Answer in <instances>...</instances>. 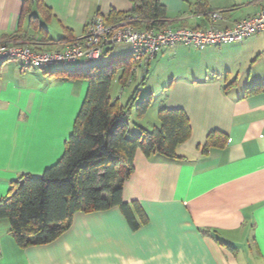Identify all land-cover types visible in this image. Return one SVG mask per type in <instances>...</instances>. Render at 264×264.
Returning a JSON list of instances; mask_svg holds the SVG:
<instances>
[{"label":"crops","instance_id":"1","mask_svg":"<svg viewBox=\"0 0 264 264\" xmlns=\"http://www.w3.org/2000/svg\"><path fill=\"white\" fill-rule=\"evenodd\" d=\"M159 1L172 28H230L264 9V0ZM45 3L53 16L42 21L43 31L22 15L23 0H0V42L60 50L81 38L97 15L114 20L134 8L132 0ZM215 11L224 16L212 22ZM124 44L128 49L120 56L132 52L131 44ZM151 68L163 71L156 84L161 99L151 109L152 91L145 116L133 110L130 117L139 123L128 137L139 127L159 126L161 108L183 109L191 135L178 146V158L136 152L123 196L140 205L147 221L134 230L118 206L79 211L54 241L22 247L3 218L0 264H264V32L204 50L164 47L148 71H141L139 83L146 87L156 82H147ZM27 69L18 61L0 66V199L22 174L41 175L62 158L89 86L75 78L60 81L49 69ZM251 88L259 89L246 94ZM213 131L222 133L225 143L204 150Z\"/></svg>","mask_w":264,"mask_h":264},{"label":"trees","instance_id":"2","mask_svg":"<svg viewBox=\"0 0 264 264\" xmlns=\"http://www.w3.org/2000/svg\"><path fill=\"white\" fill-rule=\"evenodd\" d=\"M132 1L134 8L126 15L136 17L135 26L167 27L166 8L159 0ZM22 15L29 18L34 29L46 31L42 21L49 20L53 13L45 0H23ZM134 65L131 52L114 57L108 65L93 66L87 72H48H62L64 78H82L89 86L62 158L41 175L22 174L11 182L8 194L0 199V219L10 221L11 233L20 246L54 241L69 228L79 211L97 212L118 206L134 230L147 221L140 205L127 202L123 196V184L134 170L136 152L178 158L177 148L190 138L191 126L183 109L161 108L159 126L139 127L137 135L128 137L130 115L135 109L137 117L145 116L152 95L138 101V87L123 105L119 99L112 100L110 91L119 70L123 86L127 85ZM258 89L251 88L246 94ZM224 143V135L213 131L204 150Z\"/></svg>","mask_w":264,"mask_h":264},{"label":"built area","instance_id":"3","mask_svg":"<svg viewBox=\"0 0 264 264\" xmlns=\"http://www.w3.org/2000/svg\"><path fill=\"white\" fill-rule=\"evenodd\" d=\"M223 16V12L215 11L211 20L214 22L223 19ZM136 21V17L132 15L114 20L97 15L81 38L70 41L65 48L55 51L44 50L22 41L0 42V66L8 61H18L23 68L43 71L67 67L77 64L79 59L98 60L108 47L125 42L131 44L135 60L130 81L139 68L147 72L151 61L164 47L183 44L204 50L210 46L241 42L252 35L263 33L264 9L252 17L236 22L230 28H218L215 25L209 28H138L135 26Z\"/></svg>","mask_w":264,"mask_h":264},{"label":"rangeland","instance_id":"4","mask_svg":"<svg viewBox=\"0 0 264 264\" xmlns=\"http://www.w3.org/2000/svg\"><path fill=\"white\" fill-rule=\"evenodd\" d=\"M109 48V50H108ZM105 51V54H103V56L98 59V60H93V61H85L83 59H79V61L77 62V64H73L71 66H67V68H58V69H54L55 71H64V70H67V71H82V72H87L89 71L93 66H104V65H108L109 62L111 61V59H113L114 57L116 56H120V54H126L124 50H127L128 47L126 48L125 47V44L124 43H117V44H114L113 46H110L108 47ZM123 52V53H121ZM121 56H124V55H121ZM27 70H33V71H38L40 73L43 72V70L41 69H27ZM53 68L49 69L50 72H54ZM143 72L142 69H138L137 72H135V75L137 76L135 80H133V82H130L129 84H127L126 86L122 87L119 83H118V77L121 73V71L119 70L116 74H115V79L113 80V83H112V86H111V95L113 96V98H117L119 97L120 98V101L122 103H127L129 97L131 96V92L138 87V83L140 82L139 78L141 76V73ZM163 74V71L162 69L158 68V70L155 72L154 68H151L149 70V74L148 75H145L147 76L148 80V84L151 82H155V84H150V85H147V87L145 86V83L144 81H141V83H139V86H140V93H139V97H138V101L142 100L147 94H149L150 92H155V98H154V103L151 107V109L154 108V105H157V102L155 101H159L160 102V99H161V92H157L156 91V84H158V80L160 77V75L162 76ZM56 75V78H60L59 80L62 81V72L61 73H57ZM57 78V79H58ZM55 79V78H54ZM84 79H78V78H75L74 80L72 81H82ZM151 86V87H150ZM150 112L149 113H152V110H149ZM152 115V114H150ZM147 121H148V124L150 122H152V116H149L147 117ZM139 123V121L136 120V117L133 115L130 117V122H129V131L130 132H133L134 130V123ZM132 137V136H131Z\"/></svg>","mask_w":264,"mask_h":264}]
</instances>
